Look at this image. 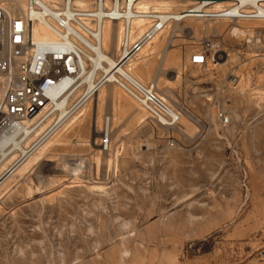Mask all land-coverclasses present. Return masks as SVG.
Returning a JSON list of instances; mask_svg holds the SVG:
<instances>
[{"label": "rangeland", "instance_id": "rangeland-1", "mask_svg": "<svg viewBox=\"0 0 264 264\" xmlns=\"http://www.w3.org/2000/svg\"><path fill=\"white\" fill-rule=\"evenodd\" d=\"M174 27L132 74L178 125L153 123L116 85L100 87L0 187V264H264V45L244 34L264 22ZM210 40L216 62L192 65Z\"/></svg>", "mask_w": 264, "mask_h": 264}, {"label": "built area", "instance_id": "built-area-1", "mask_svg": "<svg viewBox=\"0 0 264 264\" xmlns=\"http://www.w3.org/2000/svg\"><path fill=\"white\" fill-rule=\"evenodd\" d=\"M78 2L84 5L80 6ZM25 11L10 16L0 3V135L15 125L32 120L29 143L9 168L18 167L31 158L90 99L72 98L85 87V78L94 79L101 72L95 58L102 53V31L105 22L122 24L121 53L117 68H131L132 61L163 31L174 23L187 20L264 22V0H27ZM170 3L169 8L143 9L142 4ZM86 5V6H85ZM145 30L138 32L136 22ZM43 26L53 36L51 41L38 42L35 26ZM248 42L264 45V32L246 30ZM219 44L206 41L191 57L194 66L215 62ZM115 68L116 84L147 114L148 120L161 126L174 127L181 115L173 110L152 86L144 85L130 74ZM103 75L99 86L109 82ZM120 78V79H119ZM226 125L228 118L219 113ZM31 139V141H30ZM173 142L170 143L172 146ZM108 150L106 143H101ZM10 173V172H9Z\"/></svg>", "mask_w": 264, "mask_h": 264}, {"label": "bare ground", "instance_id": "bare-ground-1", "mask_svg": "<svg viewBox=\"0 0 264 264\" xmlns=\"http://www.w3.org/2000/svg\"><path fill=\"white\" fill-rule=\"evenodd\" d=\"M26 1L25 0L24 1L23 0H0V3H3L6 6L9 15L12 17V16H15V15L20 14L23 11H25V9L27 7ZM10 3L13 4V7L8 8L9 7L8 5H10ZM78 4L80 6H83L84 5L82 2H78ZM142 5H143V9H146L148 7H153L154 9H162L161 7H164L163 9H166V8H169L171 6L170 3H164V4L148 3V4H142ZM174 24H175V27H174L173 31L175 29H177L178 23H174ZM144 25L145 24L143 22L138 21V22H136L134 24V27L137 29L138 32L141 33V32H143L145 30V26ZM122 31H123L122 24H112L110 22H105L104 28H103V31H102V35H101V38H102V53L98 54V56L95 58V60H94L95 67L93 69L94 71H96L97 68H98V69L101 70V72H97L96 71L95 78L94 79L85 78L82 81V84H85L84 89L83 90L81 89L82 91L79 90L78 93H76L72 99H74L75 97H76L77 100L79 98H81V97L88 98L91 94H93V96L91 98H96L97 97L98 89L100 87H102V86H99L98 84L101 82L102 77H103L104 74H106L107 77L108 76L110 77L109 78V82L110 83H107V84H114V79L115 80L118 79V77H116V75H114V74H115V70H116L115 68H117V67H115L116 64H117L116 58L121 53V49H120V37H121ZM165 32H166V30H165ZM163 33H164V31L161 34H163ZM231 33L233 35H238V34L241 33V31L235 26L231 30ZM34 37L40 43H45V42L51 41L53 39L52 34L47 29H45L43 26H39V25L35 26V28H34ZM152 43H150L149 45H151ZM149 45H147V47ZM151 50H153V49H151ZM221 57H223V55H221V54L220 55L219 54L217 55V59L218 58H221ZM137 58L132 61L133 63L131 65L132 66L131 68H128V67L126 69L125 68H117L118 73L123 74V72H124V74H126V75L130 74L133 78L137 79L132 74L133 66H134V63L136 62ZM214 61L216 62V59ZM190 62H191V59H190ZM209 63H211V62L208 61V64ZM114 85H116V84H114ZM2 94H3V91L1 89V80H0V97L2 96ZM83 98H81V99H83ZM90 99H88V100H90ZM141 118H143V117H141ZM143 120H144V118H143ZM73 123L74 122H72V124ZM32 124H33V121L32 120H29V121L25 122L24 124L15 125L12 128V130H9V132L8 131H5V132H3V134L0 135V167H2V165H5L3 163L8 162V161H11L15 157V156H13V154L15 152H18L20 154L22 152H24L25 147L23 146V144L24 143H27L29 141L28 140L29 139L28 135L30 134L29 128H30V125H32ZM72 124H70L69 127ZM108 125H109V120H106V127H107V129H106V131L103 134V140H104L103 143H106V146L107 147H109V145H110L109 144L110 133H109V130H108ZM48 147H46V148H48ZM43 153L44 152H41V154L39 153L38 156L36 158H34V160L32 159V161H37L39 159V157L42 156ZM23 163H21L20 165H18V167L13 168L11 171H9V168L13 165L12 164L8 169H6V171L3 174L0 175V187L4 183H7V181H8L7 179L10 177V175L13 172H15ZM27 163H26V166L23 164L24 167H27V165L30 166L33 162L31 164L30 163L27 164ZM2 168H4V167H2ZM22 169L24 171L27 168H25V169L24 168H21V170ZM21 176H22V173H21Z\"/></svg>", "mask_w": 264, "mask_h": 264}]
</instances>
